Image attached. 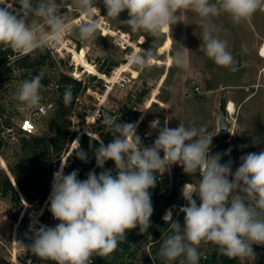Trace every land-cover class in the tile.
<instances>
[{"label":"clouds","instance_id":"obj_1","mask_svg":"<svg viewBox=\"0 0 264 264\" xmlns=\"http://www.w3.org/2000/svg\"><path fill=\"white\" fill-rule=\"evenodd\" d=\"M19 8L0 0V45L23 56L50 44L59 45L68 28L65 8L57 0H15ZM106 17L119 20L125 10L128 19L120 21L133 33H146L154 38L151 50L137 49L129 63L144 70L154 62V45L163 33L171 34L172 26L181 22L182 14L192 11L201 19L203 53L221 67L233 66L228 42L214 35L219 29L213 18L228 15L233 23L251 20L257 11L264 12V0H102ZM97 0H73L79 14L75 31L82 41L97 38L99 23L95 13ZM37 19L29 22V17ZM46 29V35L43 31ZM145 41V37H144ZM185 51H189L181 46ZM173 63L186 65L184 52L176 51ZM42 74L24 80L16 94L25 110L39 108ZM66 106L73 102L71 87L63 97ZM105 115L103 126L114 135L111 143L99 142L94 156L97 175L90 171L85 180L78 179V170L65 175L67 161H61L53 173L49 196V211L54 227L41 225L35 230L31 253L54 264H92L94 256L107 257L129 230L139 227L140 233L151 226L153 204L150 189L172 165H179L187 175L199 177L198 183H185L182 188L186 206L179 211L184 223L173 221L172 211L163 217L173 233L163 239L159 255L169 262L199 264V247L215 245L220 254L239 258L241 264L255 257L253 245H264V151L241 156V164L232 172V162L221 163V154H210L213 135L204 126L164 127L152 123L158 136L151 146H145L136 133L137 125L118 123ZM98 139V137H96ZM78 143V141H76ZM79 144V143H78ZM163 153V156H161ZM230 154V150L228 153ZM80 160L87 153L75 152ZM113 161L116 174L104 170L106 161ZM199 200V204L197 203Z\"/></svg>","mask_w":264,"mask_h":264},{"label":"rangeland","instance_id":"obj_2","mask_svg":"<svg viewBox=\"0 0 264 264\" xmlns=\"http://www.w3.org/2000/svg\"><path fill=\"white\" fill-rule=\"evenodd\" d=\"M60 2L61 0H57V3ZM7 3L19 8L15 0H7ZM62 3L65 8L61 9V13L66 12L68 28L59 45L50 44L34 51L27 67H12L5 78L0 80V105L7 108L9 116V124L5 127H11L13 131L12 139L5 141L0 150V172H5L11 182L13 177L8 166L21 156L22 137L29 135L20 132L18 121L32 111L25 110L21 102L15 99V94L24 80L42 74L41 103L51 101L54 107L59 71L81 80L88 87L74 101L71 130L74 131L75 138L66 144L67 152L55 169L59 170L61 161H67L65 175L69 174V155L80 134L87 133L93 137L91 133L100 129L105 115L114 118L119 117L121 112L126 113L121 124L129 123L130 115L137 113L133 124L137 125L136 133L145 146H151L158 136V129L152 128L155 127L152 123L156 120L160 121L161 128L166 119L170 128H176L179 124L186 127H206L213 135L210 154H221V163L231 161L233 173L241 164V156L264 151V56L260 54L261 47L264 46V12L257 11L251 20L240 24L233 23L226 14L213 18V23L219 29L214 35L228 42V51L234 59L231 67L218 66L203 53L201 19L194 12L186 11L182 14L181 22L172 26L171 34L163 33L156 41L151 68L140 70L129 63V57L140 48L151 50L154 38L146 33H133L127 25L122 24L120 21L128 19L126 10L118 17L120 21L114 20L106 17L102 0H97L96 7L100 10V13L94 14L99 23L97 38L82 41L75 31L79 14L72 7L73 0H62ZM36 19L30 16L29 22ZM43 34H47L46 29ZM176 51L184 52V67H177L173 63ZM237 57L238 66L235 65ZM36 61L41 63L40 66H37ZM108 67H111L108 75L100 72ZM230 103L233 109L231 114L226 111V106ZM220 109H223L228 124L225 131L218 128ZM51 111L35 120L36 130L33 134L48 137L46 120ZM81 114L84 115L83 118ZM90 116L92 121L88 123L87 118ZM98 118L101 121L99 124L96 122ZM229 150L230 154H225ZM111 164L115 165L114 162ZM55 171L52 172V182ZM90 171L92 169L87 174ZM158 179H167V188L175 183L177 193L161 213L159 221L151 228L147 240L131 244L135 257L126 259L129 264H180L179 259L169 262L159 255L163 239L173 233L170 224L162 226L160 222L164 221V215L171 210L173 221L179 222L183 227L184 214L179 209L186 206L187 202L183 199L182 188L185 183H198L199 177L185 174L177 164L172 165ZM51 190L52 184L43 201L35 200L30 204L19 193L21 205L18 212L17 206L11 207V202L4 198L9 206V217L17 215V219H11L16 225L14 239L1 245L0 264H37V258L23 245L22 240H33L35 230L41 225L54 227L59 223L51 213H44L46 208L49 210ZM197 203L199 204V200ZM212 247L210 243L199 247V264L208 257ZM252 247L255 257H247L243 264H264V245L254 244Z\"/></svg>","mask_w":264,"mask_h":264},{"label":"trees","instance_id":"obj_3","mask_svg":"<svg viewBox=\"0 0 264 264\" xmlns=\"http://www.w3.org/2000/svg\"><path fill=\"white\" fill-rule=\"evenodd\" d=\"M7 54H12L10 48L2 49L0 45V80L2 81L5 75L15 67L17 69L27 67V63L30 59L29 55H17L11 59L7 58ZM9 60L11 62L9 63ZM38 60V59H37ZM37 66H40V62L36 61ZM112 66V65H110ZM116 66V64H115ZM111 68V67H110ZM109 67L106 69H99L101 73L108 75L110 72ZM71 87L73 92V102L71 106H66L63 100L64 92L66 88ZM87 84L81 80H76L67 73L59 71L56 79V90L54 98V107L51 111L48 119L46 120V129L48 131V137H43L38 134H29L27 137H22L23 147L21 156L10 166L8 170L13 177V181L8 178L5 172H0V198H7L11 202V207L17 206V212L20 210L21 201L18 197L20 193L28 204L35 200L43 201L49 193L52 181V172L55 171L61 157L67 152V143H71L75 138L74 131L71 130L73 126L72 115L74 112V101L80 94L86 91ZM123 107V106H122ZM7 108L0 105V129L1 126H7L8 113ZM126 116V113L121 112L120 116H115L118 123L122 118ZM83 118L84 115L81 114ZM137 118V113L130 115L129 123H133ZM88 123L92 121V116L87 118ZM96 122L101 123L100 119H96ZM100 129L91 133V137L87 133H81L78 138V143L71 149L69 173L73 170H78V173L87 178V172L92 169L98 175L102 169L96 167V160L94 156L95 150L99 147V142L103 141L105 145L112 142L114 135L109 132L101 123ZM98 137V139L96 138ZM5 141L0 137V150L3 149ZM83 150L87 153L86 160H80L76 157L75 152ZM111 160L106 161L104 170H111L113 175L116 174L115 165L111 164ZM168 180H157L156 187L150 189L153 214L150 218L151 226L147 232L140 233L139 227L133 230H129L126 233V240L119 243L117 249L107 257L94 256L92 258V264H129L126 259L135 257L134 251H131V244L143 243L147 240L151 228L159 221V217L165 207L170 204L171 200L177 193L176 184L173 183L171 188H167ZM167 188V189H165ZM164 189V191H163ZM50 213L46 208L44 213ZM160 225L167 226L164 221L160 222ZM157 234V233H156ZM33 240L23 239L22 243L27 247L29 251L30 245ZM37 264H54L53 261L42 260L35 256ZM33 258H31V261ZM9 264V263H7ZM200 264H240L238 258L230 259L219 253L217 247L213 245L212 250L208 257L201 260Z\"/></svg>","mask_w":264,"mask_h":264},{"label":"built area","instance_id":"obj_4","mask_svg":"<svg viewBox=\"0 0 264 264\" xmlns=\"http://www.w3.org/2000/svg\"><path fill=\"white\" fill-rule=\"evenodd\" d=\"M6 48H9V47H7L6 45H2V49H6ZM15 55H17V53L12 51L11 55L7 54V58L10 59L11 57H14ZM195 89L197 90L198 88L195 87ZM52 109H53V102L46 101L44 103H41L39 108L32 109V111L30 112V114L28 116H24L18 121V129L22 133L33 134L36 130L35 120L37 118H40V117L48 114ZM226 111H227V106H226ZM26 125H27V127H26ZM1 128L2 129L0 130V137L4 141H10L13 137L12 128L11 127H5V126H1ZM21 198H22V196H21Z\"/></svg>","mask_w":264,"mask_h":264},{"label":"crops","instance_id":"obj_5","mask_svg":"<svg viewBox=\"0 0 264 264\" xmlns=\"http://www.w3.org/2000/svg\"><path fill=\"white\" fill-rule=\"evenodd\" d=\"M8 207L7 200L0 198V251L1 245H4L7 240L14 239L16 233V225L13 224L7 213Z\"/></svg>","mask_w":264,"mask_h":264},{"label":"water","instance_id":"obj_6","mask_svg":"<svg viewBox=\"0 0 264 264\" xmlns=\"http://www.w3.org/2000/svg\"><path fill=\"white\" fill-rule=\"evenodd\" d=\"M235 65L238 66L239 65V58L237 57V60L235 62ZM218 128L220 131H225L228 128V124L226 122V118H225V113L223 111V109H220L219 111V117H218ZM78 179L80 180H85V178H83L79 173H78ZM10 219H17V215H10Z\"/></svg>","mask_w":264,"mask_h":264},{"label":"bare ground","instance_id":"obj_7","mask_svg":"<svg viewBox=\"0 0 264 264\" xmlns=\"http://www.w3.org/2000/svg\"><path fill=\"white\" fill-rule=\"evenodd\" d=\"M260 54H261V56H264V46L261 47ZM232 111H233L232 104L230 103L229 106H227V112H229L231 114Z\"/></svg>","mask_w":264,"mask_h":264},{"label":"snow or ice","instance_id":"obj_8","mask_svg":"<svg viewBox=\"0 0 264 264\" xmlns=\"http://www.w3.org/2000/svg\"><path fill=\"white\" fill-rule=\"evenodd\" d=\"M26 127H27V125H26Z\"/></svg>","mask_w":264,"mask_h":264}]
</instances>
